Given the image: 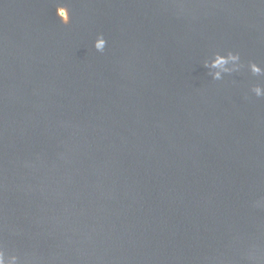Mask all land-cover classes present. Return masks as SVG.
Returning a JSON list of instances; mask_svg holds the SVG:
<instances>
[{
	"label": "water",
	"instance_id": "water-1",
	"mask_svg": "<svg viewBox=\"0 0 264 264\" xmlns=\"http://www.w3.org/2000/svg\"><path fill=\"white\" fill-rule=\"evenodd\" d=\"M227 51L264 68V0H0L6 254L264 264V76L212 80Z\"/></svg>",
	"mask_w": 264,
	"mask_h": 264
},
{
	"label": "clouds",
	"instance_id": "clouds-1",
	"mask_svg": "<svg viewBox=\"0 0 264 264\" xmlns=\"http://www.w3.org/2000/svg\"><path fill=\"white\" fill-rule=\"evenodd\" d=\"M59 8V7H58ZM67 11V9H65ZM64 23H68L69 17L63 13H58ZM107 41L102 33L98 34L93 42V47L97 52H104ZM203 66L208 69V75L212 80L219 81L225 74L239 72L243 68H247L252 76H264V68L257 63L249 61L247 65L241 60L239 52L227 51L226 54L220 52L212 53L211 60L204 59ZM250 92L257 98L264 97V85L260 83L253 84ZM256 207L264 206V202L257 201ZM0 264H19V258L15 254H6L3 246H0Z\"/></svg>",
	"mask_w": 264,
	"mask_h": 264
},
{
	"label": "rangeland",
	"instance_id": "rangeland-1",
	"mask_svg": "<svg viewBox=\"0 0 264 264\" xmlns=\"http://www.w3.org/2000/svg\"><path fill=\"white\" fill-rule=\"evenodd\" d=\"M65 9H67V11H65ZM59 13H63L64 16H67L69 17V20H70V16H69V10L67 7H61L60 10H59ZM69 22V21H68Z\"/></svg>",
	"mask_w": 264,
	"mask_h": 264
},
{
	"label": "bare ground",
	"instance_id": "bare-ground-1",
	"mask_svg": "<svg viewBox=\"0 0 264 264\" xmlns=\"http://www.w3.org/2000/svg\"><path fill=\"white\" fill-rule=\"evenodd\" d=\"M59 10H60V7L59 8H57V10H56V15L59 17ZM59 19H60V17H59Z\"/></svg>",
	"mask_w": 264,
	"mask_h": 264
}]
</instances>
